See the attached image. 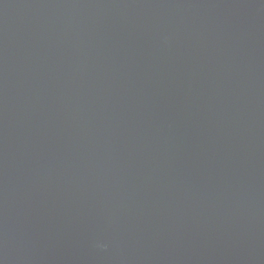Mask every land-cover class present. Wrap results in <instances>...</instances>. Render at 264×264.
Here are the masks:
<instances>
[{"label": "water", "instance_id": "1", "mask_svg": "<svg viewBox=\"0 0 264 264\" xmlns=\"http://www.w3.org/2000/svg\"><path fill=\"white\" fill-rule=\"evenodd\" d=\"M0 264H264V0H0Z\"/></svg>", "mask_w": 264, "mask_h": 264}, {"label": "bare ground", "instance_id": "2", "mask_svg": "<svg viewBox=\"0 0 264 264\" xmlns=\"http://www.w3.org/2000/svg\"><path fill=\"white\" fill-rule=\"evenodd\" d=\"M190 93H187L186 95H189ZM177 211H172L171 215H176ZM224 251V257H230L232 254H230L229 250L227 251L226 249H223ZM217 260V258L215 259V261ZM106 261L108 262V260L106 259Z\"/></svg>", "mask_w": 264, "mask_h": 264}]
</instances>
